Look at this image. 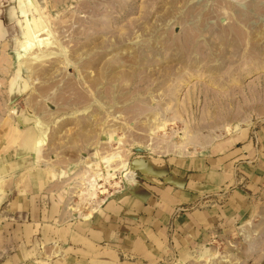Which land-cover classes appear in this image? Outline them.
<instances>
[{"label":"rangeland","instance_id":"rangeland-1","mask_svg":"<svg viewBox=\"0 0 264 264\" xmlns=\"http://www.w3.org/2000/svg\"><path fill=\"white\" fill-rule=\"evenodd\" d=\"M262 125L264 0H0V255L19 233V172L43 176L65 216L90 213L128 187L121 160L105 178L99 157L134 171L137 157L204 156ZM116 264H264V193L193 248Z\"/></svg>","mask_w":264,"mask_h":264},{"label":"crops","instance_id":"crops-1","mask_svg":"<svg viewBox=\"0 0 264 264\" xmlns=\"http://www.w3.org/2000/svg\"><path fill=\"white\" fill-rule=\"evenodd\" d=\"M33 141L25 139L32 149ZM133 169L137 178L126 192L68 216L50 204L43 176L19 172L8 190L19 233L0 264L151 261L197 246L209 232L244 218L264 193V125L232 133L210 154L141 156Z\"/></svg>","mask_w":264,"mask_h":264},{"label":"bare ground","instance_id":"bare-ground-1","mask_svg":"<svg viewBox=\"0 0 264 264\" xmlns=\"http://www.w3.org/2000/svg\"><path fill=\"white\" fill-rule=\"evenodd\" d=\"M37 9V8H36ZM31 22H32V24H33V22L34 21H32L31 20ZM28 24V23H27ZM32 26H34V25H32ZM30 29V28H29ZM25 30V29H24ZM30 32H31V30H30ZM26 34V33H25ZM26 44V43H25ZM26 46V45H25ZM24 46V47H25ZM12 108H14V107H12ZM37 139V138H36ZM38 141H39V139H38ZM40 142V141H39ZM39 142H37V140L35 141H33V145H34V148L38 145L37 143H39ZM39 144H41V143H39ZM38 147H39V145H38ZM39 149V148H38ZM176 151H178L179 152V150H177L176 149ZM116 158V159H115ZM112 160H121V163L120 162H118V163H120L119 165V167L117 168V169H119V170H121V168H123L124 169V173H123V177L125 178V180H126V182L129 184V183H132L133 182V179H134V172L132 171V170H130V169H128V165H126V162L123 160L122 161V158L121 157H119V155L117 156H111V157H109V158H105L104 160L102 159V157H99V161H98V170H100L101 169V173H102V175L105 177V178H108V176H106L107 174L106 173H104L106 170L105 169H108L109 167L111 168V161ZM113 161V162H114ZM97 163V162H96ZM94 165V164H93ZM96 165V164H95ZM95 165H94V167H95ZM97 166V165H96ZM117 166V165H116ZM108 167V168H107ZM104 169V170H103ZM109 170V169H108ZM83 173V172H82ZM98 173H100V171L98 172V171H95V172H93V173H88V174H86L85 173V175H84V177L87 179V183H88V187L86 188V191H87V193L86 194H89V196L90 197H93L94 195H95V189H96V187H98L99 188V186L97 185V181L98 180H101V178L100 177H98ZM111 173V172H110ZM108 175H110V174H108ZM114 176V175H113ZM110 177H112V176H110ZM95 197V196H94ZM84 198V197H83ZM200 258V257H199Z\"/></svg>","mask_w":264,"mask_h":264}]
</instances>
